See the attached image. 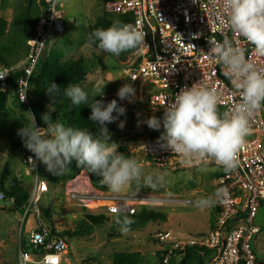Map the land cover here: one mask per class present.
<instances>
[{
  "label": "built area",
  "instance_id": "1",
  "mask_svg": "<svg viewBox=\"0 0 264 264\" xmlns=\"http://www.w3.org/2000/svg\"><path fill=\"white\" fill-rule=\"evenodd\" d=\"M36 3L40 16L34 25L33 37L27 41L22 74L15 89L18 102L26 107L30 105L34 89L33 77L38 73L49 44L65 33L59 0H36ZM222 4L223 0H108L103 5L106 14L127 18L129 23L146 33V44L133 51L131 58L122 64L121 72L125 83H130L135 89L133 107L139 115H145L143 120L136 118L135 127L138 129L136 132L141 133L139 152L147 166L174 173L201 167L198 164L191 167L182 165L177 155L160 147L158 138L163 128L157 131L144 124L140 129L139 125L153 115L162 118L164 106L182 88L200 82L203 86L217 89L222 97L221 112L239 102V93L223 75L221 66L206 54L210 38L218 41L232 39L246 49L248 58L264 67V58L255 55L253 46L230 30ZM11 72L12 69L5 67L0 70L1 90ZM143 103L146 107L141 111ZM250 128L251 134L246 136L238 154V166L232 172L225 173L214 162L207 164V167L217 170L214 188L227 191L216 205L213 230L204 236L187 234L178 238H170L166 232L158 233L155 241L162 264H181L188 250H196L200 256H206V264H264V256L259 257L253 248L261 233L254 219L264 203V109L250 120ZM22 154V163L32 175L24 210L26 213L34 212L36 226L31 228L27 238L26 248L29 250L22 248L23 245L19 247V264H62L68 255V243L65 238L52 235L40 212V203L49 194L48 185L39 173L41 162L25 147ZM29 157L33 161H29ZM138 195L82 197L72 192L68 199L85 203L80 207L88 215L109 218H113V208L134 216L140 209L154 211L156 207L191 206L190 199L176 194L160 197ZM4 201L5 196L0 191V202Z\"/></svg>",
  "mask_w": 264,
  "mask_h": 264
},
{
  "label": "rangeland",
  "instance_id": "2",
  "mask_svg": "<svg viewBox=\"0 0 264 264\" xmlns=\"http://www.w3.org/2000/svg\"><path fill=\"white\" fill-rule=\"evenodd\" d=\"M106 0H59L60 11L64 17L65 33L62 37L52 41L42 60V70L53 65H63L81 61L85 72V80L80 84L89 93V99H94V92L102 90L104 95L96 97L111 101L117 99L118 103L126 108V114L118 120L107 124L111 141L120 145L126 155L136 157L148 173H168L164 186L153 190L142 183L133 182L125 194L138 196H167L176 194L191 200L190 207H156L166 217V222L149 223L144 228L123 234L114 223L113 218L105 217L102 225L93 226L85 219L86 210L81 208V201H70V193L80 196L104 197L116 196L106 186L102 190L88 187L83 181L66 182L68 170L62 175H53L43 167L45 178L49 185V194L40 203V208L48 209L51 214L52 225L61 235H66L68 255L62 264H112L116 255H138L137 264H160V255L155 236L158 233H169L170 238H178L187 234L204 236L213 230L217 216L216 204L203 210L194 207V202L200 197L213 194L216 189L213 179L217 174L216 169L201 172L199 169L170 172L157 169L144 164V159L139 152L142 137L136 132L137 119L145 115L133 107L127 100L121 101L117 97L118 89L125 84L121 68L122 64L131 58L133 53L128 51L125 60L112 57L100 51L95 45L88 42L89 33L103 22L117 18L104 12L103 3ZM40 16V9L36 0H0V20L7 24V34L0 42L1 56L5 60L2 67L21 70L22 61L26 51L27 41L32 37L34 22ZM45 105L43 114H51L54 109L48 98H40ZM145 101V100H144ZM142 110L146 104L143 103ZM89 114H91V109ZM28 108L19 105L12 91L7 92L5 112L0 115V178H5V185L18 184L30 192L32 186L31 172L22 163V147H17L19 141L18 129L27 124L31 118ZM115 115V113H114ZM139 115V116H138ZM62 121V119H61ZM120 121H125L124 127H118ZM143 121L139 123L143 128ZM99 128V126H98ZM139 129V130H140ZM138 133V134H137ZM137 134V135H136ZM21 139V138H20ZM29 172V173H28ZM85 172V171H82ZM81 172V173H82ZM80 173V174H81ZM79 174V175H80ZM89 203V202H87ZM90 204V203H89ZM91 205V204H90ZM97 204H94L95 206ZM142 209L138 211L141 212ZM137 213V214H138ZM254 224L261 229L253 245L258 256H264V203L258 209ZM36 226L33 211L20 212L15 209L11 201L0 202V264H19L18 251L23 241L27 242L31 228ZM65 236V235H63ZM22 248L29 250L26 246ZM191 264H198L196 261Z\"/></svg>",
  "mask_w": 264,
  "mask_h": 264
},
{
  "label": "clouds",
  "instance_id": "3",
  "mask_svg": "<svg viewBox=\"0 0 264 264\" xmlns=\"http://www.w3.org/2000/svg\"><path fill=\"white\" fill-rule=\"evenodd\" d=\"M197 2V0H194ZM223 10L230 30L253 46L257 57L264 58V0H223ZM146 33L131 23L113 20L107 28H96L88 36L90 45L118 58L122 53L141 49ZM209 57L221 66L223 75L239 93V102L226 111H220L221 93L200 82L182 88L164 106L163 116H150L143 121L150 129L163 132L158 138L160 147L179 157L180 163L191 167L201 165L200 171L209 169L214 162L225 173L238 166V154L251 134L250 120L264 109V67H259L246 56V49L232 39H209ZM2 78V77H0ZM49 99L55 100L61 87L51 81L44 90ZM103 90L94 92V99L79 84L69 83L63 88V96L74 106L87 105L91 109L89 120L99 126L96 133L66 126L53 120L48 112L42 114L44 126H38L35 115L17 131L24 147L46 166L53 175L60 176L73 161L78 168L100 177V183L116 196L125 193L133 183H142L153 190L164 186L168 173H148L140 161L119 151L120 145L111 141L107 124L126 114V108L112 99L105 103ZM119 100L134 102L135 89L125 83L117 91ZM24 100V97H23ZM22 100V101H23ZM115 113V115H114ZM125 121H120L123 128ZM29 161H33L29 157ZM227 195L224 188L207 197H200L194 207L205 209L221 202ZM114 223L121 233L131 231L135 221L113 208Z\"/></svg>",
  "mask_w": 264,
  "mask_h": 264
},
{
  "label": "trees",
  "instance_id": "4",
  "mask_svg": "<svg viewBox=\"0 0 264 264\" xmlns=\"http://www.w3.org/2000/svg\"><path fill=\"white\" fill-rule=\"evenodd\" d=\"M107 1L108 0H106V2ZM116 19H119L124 23L130 22V20L127 18L117 16V18H113L112 20L103 22L102 24L96 26L91 30V32L96 28H101V27L107 28L108 26L111 25L113 20ZM37 20L38 18L35 20L34 25ZM6 34H7V24L5 21L0 20V42L3 41ZM32 37H30V39ZM1 49L2 47L0 48V53H2V51H6L5 48L3 50ZM26 52H27V47L24 57L26 56ZM125 54L126 52L122 53L118 58H120L121 61H124ZM0 64H5V60L3 59L1 54H0ZM41 68H42V61L40 62L38 73L33 77L32 83L34 89L32 91L29 107L20 104L15 95L16 83L22 74L21 70L13 71L8 75V77L5 80L3 90H1V84H0V115H3V113L5 112V105L7 102V92L12 91L13 96L16 99L17 103L23 106L24 108L25 107L28 108V110L35 115L37 125L44 126L41 117L45 105L43 104V102L40 101V98L49 99V97L47 96L44 90L49 85V83L53 81L58 86L61 87L60 95H58L54 101L49 99L54 109V111L51 114H49L53 118V120L61 121L62 119L61 122H63L66 126L86 129L92 131L93 133H96V131L98 130V125L96 126L94 122L89 120L90 114L88 113L89 112L88 106L87 105H81L79 107L74 106L72 105L69 99L63 96V88L66 87L69 83L80 85L85 80V72L83 70L82 62L75 61L63 65H53L44 68V70H42ZM107 102L109 101H106V103ZM16 146L17 147L23 146V142L20 138L19 141L16 143ZM23 148L24 147H22V149ZM118 150L125 153L124 148L123 149L119 148ZM82 171H85L87 173L89 184L91 185L92 188L96 190L103 189L102 184L100 183V177L87 172V170L82 167L78 168L76 166L75 161H73L72 164L69 165V170L65 177L66 182L74 180L77 176H79V174ZM39 173L42 179H44L45 174L42 166L40 167ZM44 181H46V179H44ZM0 191L4 194L5 201H11L15 209H18L20 210V212H23L25 204L29 198V191H26L24 188H21L18 184H14L12 186H6L5 178L3 176L0 178ZM40 212L43 217L44 223L50 228L53 236L66 238V235L68 237L73 235L71 233L68 234L64 233L63 235L65 236H63L61 235L60 232H57L55 230V228L52 225V221L50 217L51 214L49 213L48 209L46 210L40 208ZM130 217L135 221V223L131 225L130 232L138 231L144 228L149 223L166 222V217L161 212L146 211L145 209H143L138 214ZM85 219L89 222V224L93 226L102 225L106 221L105 216L102 215H85ZM22 245L27 246V242L23 241ZM194 261H196L198 264H206V256L203 257L200 256L198 254V251L196 250H188L185 256L183 257L181 264H191ZM137 263H138L137 254L134 255L119 254L113 258V262H112V264H137ZM160 264H162L161 260H160Z\"/></svg>",
  "mask_w": 264,
  "mask_h": 264
},
{
  "label": "crops",
  "instance_id": "5",
  "mask_svg": "<svg viewBox=\"0 0 264 264\" xmlns=\"http://www.w3.org/2000/svg\"><path fill=\"white\" fill-rule=\"evenodd\" d=\"M25 59V57L23 58V60ZM23 62V61H22ZM77 181H83L86 183V185H88V187L92 188L91 185L89 184V180H88V175L86 172H82L79 176H77L74 181H72L71 183H76ZM258 254V253H257Z\"/></svg>",
  "mask_w": 264,
  "mask_h": 264
},
{
  "label": "bare ground",
  "instance_id": "6",
  "mask_svg": "<svg viewBox=\"0 0 264 264\" xmlns=\"http://www.w3.org/2000/svg\"><path fill=\"white\" fill-rule=\"evenodd\" d=\"M89 206H91V205H89Z\"/></svg>",
  "mask_w": 264,
  "mask_h": 264
}]
</instances>
